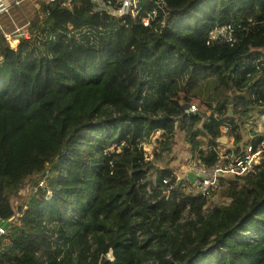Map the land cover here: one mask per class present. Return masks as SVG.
Masks as SVG:
<instances>
[{"label":"trees","instance_id":"obj_1","mask_svg":"<svg viewBox=\"0 0 264 264\" xmlns=\"http://www.w3.org/2000/svg\"><path fill=\"white\" fill-rule=\"evenodd\" d=\"M165 1L41 0L16 48L0 28V264H264V0ZM192 99L210 113L184 118ZM178 132L208 167L262 163L167 194Z\"/></svg>","mask_w":264,"mask_h":264},{"label":"built area","instance_id":"obj_2","mask_svg":"<svg viewBox=\"0 0 264 264\" xmlns=\"http://www.w3.org/2000/svg\"><path fill=\"white\" fill-rule=\"evenodd\" d=\"M56 0H50V2H55ZM98 5V10H109L110 4L112 0H94ZM117 9L113 12L116 16L120 18H124L131 13H134V5L137 0H118ZM158 9L164 12L165 15H168L166 11V1L165 0H154ZM20 6V2L17 1L13 4L11 0H0V22L3 17L12 18V9H15ZM156 16H149L144 18L143 22L146 26L150 24L152 18ZM13 21V20H12ZM14 23V22H13ZM0 28L1 24H0ZM21 32V28H16V31L10 36L6 35L7 38L15 35V37ZM236 42L235 39V27L234 25L228 24L223 26H216L211 32L209 36L208 45L209 46H225L230 45L233 46ZM198 107L194 104H190V109L188 112L197 113ZM226 132V129L224 130ZM262 152L260 146L257 148L253 145L248 146L245 153L240 157H233L230 155H225L222 157L220 155V159L212 166L208 167L201 161H195L191 164L189 168V172H193L197 175V179L193 186L196 188V192L203 197H209L211 193L218 189L220 180L222 177H240L244 176L252 170L255 169L256 166H259L262 163ZM187 180V177L183 178ZM178 179L175 184L171 185L170 180H164V184L168 186L167 194H170L172 190H174L177 186H180L182 182L185 180ZM40 185H43V182H40ZM6 233L5 229L0 226V237L4 236Z\"/></svg>","mask_w":264,"mask_h":264},{"label":"rangeland","instance_id":"obj_3","mask_svg":"<svg viewBox=\"0 0 264 264\" xmlns=\"http://www.w3.org/2000/svg\"><path fill=\"white\" fill-rule=\"evenodd\" d=\"M13 4L17 1L20 2V6L12 9V18H4L1 22V27L3 26L4 29L7 31H4L7 35H11L16 31V28H21V32L17 36H21L23 34L29 35L28 32V26L27 23L31 22V19L34 16V12L36 8H38V2L41 0H11ZM42 17V16H41ZM13 20V21H12ZM14 22V23H13ZM11 28V29H10ZM15 37V35H12L8 38L10 45L12 48H16L19 44V38ZM18 42V43H17ZM192 104L196 105L199 110L207 111L210 113L209 109L202 104V102L198 99H192ZM257 129L261 131L263 129V123L259 121L257 123ZM176 142L175 146L172 150L171 155L168 157L167 162L170 160V166L169 168L173 171L175 176L178 179L185 178V172L189 170L192 163H194V156L191 153V148L187 144V139L185 137V134L182 132H178L176 136ZM231 143V145H230ZM224 146H227L228 143H223ZM229 146L231 149L234 148L233 146V140L229 142ZM156 148V144H147L146 150L150 154L154 153V150ZM227 155V150H224L221 152V156L225 157ZM164 166V164H162ZM186 180V179H183ZM28 187L23 190V194L25 195L27 193ZM221 201L217 198H210V201L208 203V206L218 204Z\"/></svg>","mask_w":264,"mask_h":264},{"label":"water","instance_id":"obj_4","mask_svg":"<svg viewBox=\"0 0 264 264\" xmlns=\"http://www.w3.org/2000/svg\"><path fill=\"white\" fill-rule=\"evenodd\" d=\"M18 37H19V39H21V38L24 37V35H21V36H18ZM189 109H190V105L189 104H185L184 105V110H185L184 118L192 117V116L197 114V113L188 112ZM227 142H228V139L226 137H224V138H222L220 140V143H222V144L223 143L226 144ZM196 179H197V175L195 173H193V172H189L188 173V175H187V180L188 181H190L192 184H194ZM110 256L112 257V253L110 254Z\"/></svg>","mask_w":264,"mask_h":264},{"label":"crops","instance_id":"obj_5","mask_svg":"<svg viewBox=\"0 0 264 264\" xmlns=\"http://www.w3.org/2000/svg\"><path fill=\"white\" fill-rule=\"evenodd\" d=\"M23 35L27 37V34H23ZM17 38H19V37L17 36ZM17 43H18V42H17ZM227 143H228V142H227ZM230 145H231V143H230ZM229 148H230V146H229ZM188 173H189V170L186 171V172L184 173V174H185V177H187Z\"/></svg>","mask_w":264,"mask_h":264}]
</instances>
